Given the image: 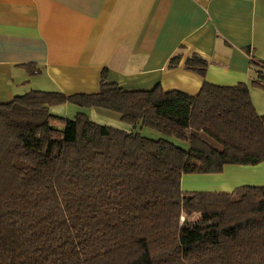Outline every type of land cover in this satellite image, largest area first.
I'll use <instances>...</instances> for the list:
<instances>
[{
  "label": "trees",
  "instance_id": "1",
  "mask_svg": "<svg viewBox=\"0 0 264 264\" xmlns=\"http://www.w3.org/2000/svg\"><path fill=\"white\" fill-rule=\"evenodd\" d=\"M253 64L250 84L204 80L195 95L126 90L104 68L96 92L30 89L0 102V264H264V185L182 188L185 174L264 160V115L249 93L264 88V62ZM184 65L204 78L208 61L193 53ZM65 103L130 129L51 113Z\"/></svg>",
  "mask_w": 264,
  "mask_h": 264
},
{
  "label": "crops",
  "instance_id": "2",
  "mask_svg": "<svg viewBox=\"0 0 264 264\" xmlns=\"http://www.w3.org/2000/svg\"><path fill=\"white\" fill-rule=\"evenodd\" d=\"M193 53L208 61L204 78L184 65ZM173 55L180 58L168 67ZM253 62H264V0H0V102L30 89L96 92L104 68L126 90L160 84L195 95L204 80L250 84ZM28 63L38 72L28 75L20 66ZM249 93L264 115V88L250 85ZM74 106V115L91 109L120 120ZM241 185H264V160L182 177L184 190Z\"/></svg>",
  "mask_w": 264,
  "mask_h": 264
},
{
  "label": "rangeland",
  "instance_id": "3",
  "mask_svg": "<svg viewBox=\"0 0 264 264\" xmlns=\"http://www.w3.org/2000/svg\"><path fill=\"white\" fill-rule=\"evenodd\" d=\"M76 109H77V107H75L73 104L67 103L64 107L59 106V107L53 108L51 110V113L58 115V116H64V117L72 118V117H74L73 115H74ZM86 113H88L89 118L96 123L106 124L109 126L120 128V129H130V126L123 123L122 121L113 119L109 116L100 115V114L96 113L95 111H92L91 109H89L88 112H86ZM140 133L144 136L154 138V139H158V138L163 137V138L170 140L171 142H173L177 146L186 147V143H184V142H182V141H180L174 137H167V136H165L159 132H156L152 129H149L147 127L142 128L140 130ZM184 182H186V180H184Z\"/></svg>",
  "mask_w": 264,
  "mask_h": 264
}]
</instances>
